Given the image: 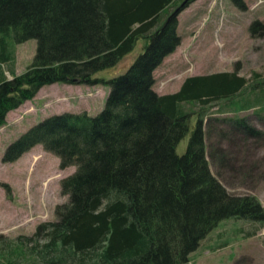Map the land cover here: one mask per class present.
<instances>
[{"label": "trees", "instance_id": "trees-1", "mask_svg": "<svg viewBox=\"0 0 264 264\" xmlns=\"http://www.w3.org/2000/svg\"><path fill=\"white\" fill-rule=\"evenodd\" d=\"M183 1L0 0V127L47 85L111 88L98 114L51 115L8 146L7 162L41 144L61 168L76 170L62 180L68 200L56 207V221L33 235L0 236V264H191L223 220L264 226L258 197L229 193L211 171L203 128L215 106L220 113L264 110V77L224 71L189 76L174 93L154 89L155 70L182 41L174 13ZM30 39L36 55L18 75L13 46ZM141 39L144 52L126 72L96 76Z\"/></svg>", "mask_w": 264, "mask_h": 264}, {"label": "rangeland", "instance_id": "rangeland-1", "mask_svg": "<svg viewBox=\"0 0 264 264\" xmlns=\"http://www.w3.org/2000/svg\"><path fill=\"white\" fill-rule=\"evenodd\" d=\"M178 33L180 45L154 72V89L159 94L178 91L193 75L237 71L250 80L255 73L264 77V0H192L178 15ZM147 43L139 40L121 62L96 76L108 80L123 74ZM13 47L15 72L20 75L34 60L37 40ZM41 89L21 105L9 124L0 127V236L5 239L33 235L41 223L56 221V207L68 200L62 180L76 170L74 166L61 168L60 159L41 144L7 162L8 146L51 115L98 114L111 88L55 83ZM256 108L220 113L215 106L203 128L213 174L229 193L255 195L264 206V110ZM241 118L260 133L253 135L239 126L236 120ZM196 122L195 115L189 133L177 146L178 154L185 153ZM237 220H223L191 254V264H264V226Z\"/></svg>", "mask_w": 264, "mask_h": 264}, {"label": "crops", "instance_id": "crops-1", "mask_svg": "<svg viewBox=\"0 0 264 264\" xmlns=\"http://www.w3.org/2000/svg\"><path fill=\"white\" fill-rule=\"evenodd\" d=\"M5 74L7 75V78L8 79H11L12 78V75L10 74V72L9 71H5ZM44 88V87H43ZM42 90V89H41ZM23 106H20L19 108H17V109H15V110H12V111H10L9 113H8V115H7V124H9L8 122L10 121V118H11V116L16 112V111H18L19 109H21ZM6 124V125H7ZM2 128V127H1Z\"/></svg>", "mask_w": 264, "mask_h": 264}, {"label": "water", "instance_id": "water-1", "mask_svg": "<svg viewBox=\"0 0 264 264\" xmlns=\"http://www.w3.org/2000/svg\"><path fill=\"white\" fill-rule=\"evenodd\" d=\"M189 0H184L183 3L177 8V10L175 11L174 15L179 14L186 6V4L188 3Z\"/></svg>", "mask_w": 264, "mask_h": 264}]
</instances>
